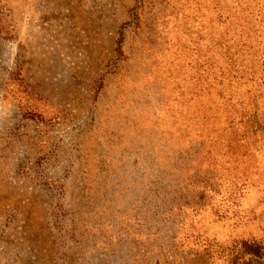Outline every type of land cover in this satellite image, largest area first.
Here are the masks:
<instances>
[{"label": "rangeland", "instance_id": "374dc122", "mask_svg": "<svg viewBox=\"0 0 264 264\" xmlns=\"http://www.w3.org/2000/svg\"><path fill=\"white\" fill-rule=\"evenodd\" d=\"M0 264H264V0H0Z\"/></svg>", "mask_w": 264, "mask_h": 264}, {"label": "trees", "instance_id": "16d2710c", "mask_svg": "<svg viewBox=\"0 0 264 264\" xmlns=\"http://www.w3.org/2000/svg\"><path fill=\"white\" fill-rule=\"evenodd\" d=\"M252 246H255V247H252ZM248 249V253H250V255H254V256H257L259 257L260 256V248L257 247L256 248V245H248V246H245V249Z\"/></svg>", "mask_w": 264, "mask_h": 264}]
</instances>
